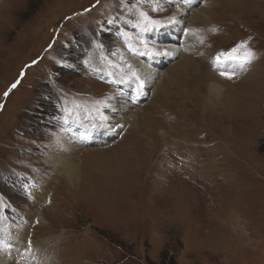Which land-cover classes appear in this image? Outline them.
<instances>
[{"label":"rangeland","instance_id":"1","mask_svg":"<svg viewBox=\"0 0 264 264\" xmlns=\"http://www.w3.org/2000/svg\"><path fill=\"white\" fill-rule=\"evenodd\" d=\"M220 2L199 0L217 16L188 25L170 23L169 0H0L1 260L264 264V0ZM180 55L227 91L212 99L202 74L185 95L164 92ZM136 62L165 74L158 94ZM121 104L146 111L153 132L113 124ZM51 144L77 146L88 191L49 165ZM215 151L234 157L212 164ZM38 209L51 226L31 224Z\"/></svg>","mask_w":264,"mask_h":264},{"label":"bare ground","instance_id":"2","mask_svg":"<svg viewBox=\"0 0 264 264\" xmlns=\"http://www.w3.org/2000/svg\"><path fill=\"white\" fill-rule=\"evenodd\" d=\"M219 1L222 2V1H226V0H219ZM234 1L237 4H240V1H242V0H234ZM169 3H171L175 9V10H173L174 18H179V20H178L179 22L185 21L188 25H200V24H205V23H213V22H211V18H213V16H217L216 12L213 9H211L212 6L211 7L207 6V8L202 9V10H200L198 8H194L197 4H199V0H180V2L178 0H169ZM220 3H218V4H220ZM224 5H225V3H224ZM0 22H1V19H0ZM172 34L173 33L170 34L171 37H172ZM174 40H178V39H174ZM173 50L175 53H178L177 47H175ZM142 62H136L135 66L145 76L146 82L151 87L152 92H154V94H158L159 87H157V84L160 85L159 82L162 79V76L164 77L165 74L161 71V69L160 70H155V69L154 70H148ZM204 67H206L204 64L196 61L195 59L188 57V56H185V55H180L179 59L177 61V64L175 65V68L173 70H171L165 76L167 78V85L164 87V90H165L164 92H171L172 94H177L178 96H182L183 94L185 95L184 92L186 91V89H185L186 87L184 88L183 85H187V84L191 83V81L194 80L197 76H200L203 74L204 75L203 78L205 79V81L208 82L207 92H208L209 96H211L212 99L218 100L221 97V95L223 94V92L227 91V88L225 86H222L225 84L218 82L217 81L218 78H216L214 76V74L210 72V70L205 69ZM149 68H151V67H149ZM214 80H216V81H214ZM262 80L264 81V79H262ZM259 86H260V88L258 91L261 93H264V82L261 83V85L259 84ZM228 92L231 93L230 90ZM110 104L112 105V107L114 106V103L113 104L110 103ZM117 106H115V107L117 109H119L118 111L120 114H119V116L115 117L113 124H123L125 126H130L135 130L137 129V131H147L149 133L153 132L152 130H149V128L147 126V124L149 122V119H148L149 114L146 111H144L142 109H135V107L134 108L128 107L126 104L124 106L122 105V108H118ZM129 106H131V105H129ZM213 109L216 111L217 108L213 107ZM206 112L207 111L205 110L203 113L204 117H206L205 116ZM208 116H210V115H208ZM216 116H218L220 118L222 117V116H219L217 114H216ZM214 119H216V118H214ZM77 125H78V128L80 129L81 138H83L82 142L83 141L84 142H87V141L91 142L94 139V135H92L90 132L84 130L82 124H75L74 125L75 128H77ZM106 126H107V124H106ZM229 129H231V128L229 127ZM106 132H109L110 138L114 135V132L109 131L108 129L106 130ZM105 134L104 133L101 134V135H103V137H98V138L105 139V137H106ZM107 135H108V133H107ZM160 135L163 136L164 139H166V137H167L166 132H163V131L161 132ZM226 148L228 149L229 146H226ZM76 149H77V146L74 147V146H68L67 145L64 148V150L59 151L56 149L55 144L54 145L51 144V149L48 152L46 159H47L50 166L56 167V168H61V170H64L67 173V177L71 183L70 186L73 188L74 192H79L81 190L85 191V190L89 189V187H88V184L86 182H84L85 178L76 179L78 177L79 168H83L82 162H81L82 160L80 161V159L74 158V156H73V151ZM151 149H152V146H150L146 150L150 151ZM79 150L86 153L87 155L89 154L90 156L92 154L97 153V151L95 149L81 148ZM128 150H130V149H128ZM222 155H223V157L221 156V153H218L215 151V156L212 158V164L218 162V159H217V158H219L218 156H220V159H222V160L226 159L227 155L234 157V154H232V152L228 153L227 155L222 153ZM73 178L76 179V183L73 180ZM208 178H212V177H208ZM86 186H87V188H86ZM51 196H52V192L50 190L44 189V191H42V195H39V198H40L39 200L45 204H47L49 202L51 204L52 203L51 202V199H52ZM28 217H29V220L31 221V224L37 223L38 226L41 225L42 228L47 226V225L51 226V224H52L49 220H47L45 213L42 212L40 209L32 212L31 214L28 215ZM10 230H12V232L15 234V237L19 238V239H17L18 242L16 239H13L12 242L20 245V241H21L20 235L17 232H15L12 228ZM28 236H30V235L28 234ZM37 246H38V244H37ZM32 250H33V247H32ZM0 263L1 264H9L10 262L7 259L1 260V257H0Z\"/></svg>","mask_w":264,"mask_h":264},{"label":"snow or ice","instance_id":"3","mask_svg":"<svg viewBox=\"0 0 264 264\" xmlns=\"http://www.w3.org/2000/svg\"><path fill=\"white\" fill-rule=\"evenodd\" d=\"M170 23L175 24V23H178V21H176L175 18H173V19L170 21ZM145 47H147V46H145ZM146 54H148V55H150V56L153 55V53H152L151 51H148ZM160 54H161L160 52H156V53H155V55H160ZM163 54H164V55H168L169 53L165 51ZM249 55H251V54L249 53ZM233 59H235V57H233ZM11 87H12V88H15L16 85L13 84ZM141 87H142V84H141ZM9 91H11V89H9ZM7 94H8V93H5V95H7ZM105 107H107V105H105ZM96 111L100 114V119H101V121H106V120H107V117L103 115V113L100 111V109H97ZM95 126H96V125H93V127H95Z\"/></svg>","mask_w":264,"mask_h":264}]
</instances>
